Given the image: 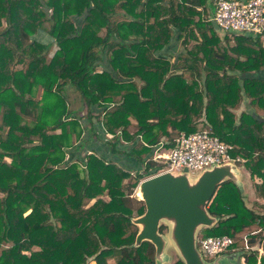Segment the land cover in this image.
Returning <instances> with one entry per match:
<instances>
[{"label": "trees", "instance_id": "1", "mask_svg": "<svg viewBox=\"0 0 264 264\" xmlns=\"http://www.w3.org/2000/svg\"><path fill=\"white\" fill-rule=\"evenodd\" d=\"M212 3L0 0V264H155L153 243L133 245L132 217L145 205L131 194L160 166L154 147H173L182 132L207 128L231 143L264 200V120L252 112L264 109V78L224 67L262 69L264 47L251 33L226 32L235 51L259 47L244 61L215 57ZM39 30L52 41L38 40ZM172 39L174 59L165 52ZM244 98L251 110L236 113ZM237 192L244 199L233 180L220 183L207 203L217 220L198 236L231 235L230 251L264 264L251 237L262 234L264 213L235 224L216 207ZM256 222L244 248L239 232Z\"/></svg>", "mask_w": 264, "mask_h": 264}, {"label": "water", "instance_id": "2", "mask_svg": "<svg viewBox=\"0 0 264 264\" xmlns=\"http://www.w3.org/2000/svg\"><path fill=\"white\" fill-rule=\"evenodd\" d=\"M187 172L186 168L183 171H164L139 181L137 196L143 200L145 210L132 217V222L138 226L133 245L143 240L153 243L155 263L168 239L174 243L185 264H240L238 256L243 254L242 251L221 253L204 261L196 244L199 230L217 220L207 210V203L220 183L231 179L238 188H242L236 164L212 165L203 169L196 178ZM161 223L167 226L165 234L159 230Z\"/></svg>", "mask_w": 264, "mask_h": 264}, {"label": "built area", "instance_id": "3", "mask_svg": "<svg viewBox=\"0 0 264 264\" xmlns=\"http://www.w3.org/2000/svg\"><path fill=\"white\" fill-rule=\"evenodd\" d=\"M211 18L225 32L251 33L264 47V0H215ZM163 144L160 141L151 154L152 159L161 163L150 175L185 168L191 172L202 171L215 164H237L245 160L232 154L231 143L211 134L207 128L180 133L173 147L165 148ZM235 242L236 238L227 234L198 236L196 240L199 251L206 256L225 253ZM240 244L250 248L246 235Z\"/></svg>", "mask_w": 264, "mask_h": 264}, {"label": "rangeland", "instance_id": "4", "mask_svg": "<svg viewBox=\"0 0 264 264\" xmlns=\"http://www.w3.org/2000/svg\"><path fill=\"white\" fill-rule=\"evenodd\" d=\"M40 31H44L45 32V30H40ZM218 31H219V33L222 35L223 34V30L222 29H218ZM37 35H38V33H37ZM35 37H36V35H35ZM49 41H52V39H51V37L49 38ZM171 41H173V39L171 40ZM177 44H178V46H179V43H178V41H177ZM54 45H52V50L54 49V47H53ZM175 49H176V46H175V44L174 43H171V45H170V47L169 48H167V50H170V51H175ZM174 59V58H173ZM246 107H249V106H247L248 104H247V100H246V98H244V101L242 102ZM242 107V106H241ZM243 110L244 108H238V111L239 110ZM198 127H201V124H199L198 125ZM134 128L132 127V130H133ZM170 129V131L171 132H173V133H175L176 132V130H174V129H172V128H169ZM164 142V141H163ZM99 146H102L103 147V145H102V143H100L99 142V144H98ZM99 146H98V148H99ZM89 147V146H88ZM88 147H87V149H88ZM82 153H83V149H80V151H75V152H73V151H71V154H72V156L73 155H77L78 157L80 156V155H82ZM104 154L106 155V157H107V152H104ZM109 156V155H108ZM113 158H115L116 160H122L123 161V159H122V157L124 158V156H121V157H118V156H112ZM243 162H245V160L243 161H240V162H238L237 164H236V166H240L241 168H242V170H243V172H246L247 173V171L245 170V168H244V165H242V163ZM140 166L137 164V163H135L133 166H132V173L133 174H135L136 173V169H138ZM239 171V170H238ZM243 172L241 173V174H243ZM188 173V175L189 176H191V177H193V178H196L200 173H201V171H193V172H191V171H188L187 172ZM143 178H145V177H143ZM143 178H141L140 180H142ZM128 179H126L125 181H127ZM247 180L248 181H246V178H245V180L244 181H246V183H245V188H239V191L241 192V193H243V195L245 196L244 197V199L242 198H240V196H239V194H238V192H237V194H238V197H237V194H236V196L235 197H232L231 198V200H232V202H226L225 200H223V198L224 197H220L219 198V202L217 203V209H220V211H222L221 213H227V214H229L230 216H231V218L232 217H238V221L237 222H235V224H238V223H241V221H242V217L244 216V217H246V218H250L251 217V215H252V210H256V211H262L263 213H264V200L262 199V198H260V197H257V190L255 189V187H254V180H253V178L249 175V173H247ZM258 180H260V178H258ZM139 183V182H138ZM137 190H138V184L135 186V188H134V190H133V192H132V194H131V196H133V197H135V198H138V196H137ZM236 191H237V189H236ZM228 192H230V191H228ZM106 197V196H105ZM255 199H257L259 202H260V204L258 203V202H255ZM234 200V201H233ZM88 201H90V200H88ZM243 207V208H242ZM248 209L249 210V212L247 213L244 209ZM247 210V211H248ZM233 220L231 219V222H232ZM161 224H163V223H161ZM138 227V226H137ZM261 228V226H260V224H258V222H256V223H253V224H251V225H246L240 232H239V235L240 236H238V237H240L241 238V236L244 234V235H247V233L248 232H250L249 233V235L251 236L252 234H253V232L254 231H256L257 229H260ZM166 229H167V226L165 225V227H164V229L161 231L163 234H165L166 233ZM259 231V230H258ZM261 231H263V232H261L262 234H260V235H256V236H251V237H253L254 239H253V242H254V244L253 245H255V247H256V249L258 250V256H260V255H263L264 254V247H263V244H264V228H263V230H261ZM260 233V232H259ZM198 236V235H197ZM240 238H238V240L240 239ZM248 238V237H247ZM241 241H242V239L241 240H239V243H241ZM198 248V247H197ZM199 250V249H198ZM234 251H242V253L243 254H241L240 256H238V261L242 264V262L244 263V264H246L245 263V259H244V253H245V250L244 249H235V250H233V251H227V252H225V253H228V254H230V253H232V252H234ZM202 256H203V260L204 261H207V260H212V259H214V258H216L218 255H209V256H206V255H203L202 254ZM177 259H181L180 258V254H179V251L177 250V248L175 247V245H174V243H172L170 240H168L167 239V241H166V246L164 247V250L161 252V253H159L158 254V256L156 257V263L155 264H173L174 262H175V260H177ZM91 262V261H90ZM219 262L220 263H223V261H220L219 260ZM258 262H259V258H258V260H257V263L256 264H258ZM110 263L111 264H115L114 263V261L112 260V259H110ZM93 264H95V263H93Z\"/></svg>", "mask_w": 264, "mask_h": 264}, {"label": "crops", "instance_id": "5", "mask_svg": "<svg viewBox=\"0 0 264 264\" xmlns=\"http://www.w3.org/2000/svg\"><path fill=\"white\" fill-rule=\"evenodd\" d=\"M212 5H214V3H215V0H212ZM214 7L212 6V9H213ZM212 17V16H211ZM219 29V28H218ZM218 29H217V36H218V39H217V41H215V42H213L212 43V47H213V50H216V56L215 57H217V58H219V59H227L228 61H230L231 59H233V58H231V56H233V57H237L240 61H244V60H246V58H247V54H248V52H249V49L248 48H253V49H258V45L257 44H248V47H246V50L244 51V50H242V51H240V52H238V51H235L234 49H233V46H234V39H233V37H226L225 36V31H222L223 32V34L221 35L220 33H219V31H218ZM208 34L209 35H211V32L210 31H208ZM36 38L38 39V40H40V41H44V42H49V38H50V35L49 34H47V33H45L44 31H40L39 30V32H38V35L36 34ZM253 38H254V40H256L257 41V39L253 36ZM171 43H174L175 44V46H176V49H175V51H170V50H167V48H169L170 47V45H171ZM218 46H219V48H218ZM180 47V46H179ZM224 51V53H222ZM165 52L166 53H168V54H170V55H172V59L173 58H175V55H177L178 54V52H179V48H178V46H177V43H176V41H175V39H173V41H170V43L166 46V48H165ZM221 53L222 54H224V56H222L221 55ZM211 54L213 55V52L211 51ZM226 54V55H225ZM221 55V56H220ZM228 57H230L231 59H229ZM235 67H233V69H230L229 68V65H228V63H225L224 64V67H226L227 68V70H230L231 72H234V73H236V74H238V75H240V77L241 78H243V77H250V76H256V77H259V78H264V68H262V69H259V70H251V71H247V72H245V71H240L239 70V68H236L237 66L236 65H234ZM239 67V66H238ZM220 72H221V70H220ZM242 106V107H241ZM248 106V105H247ZM238 108H244V109H247V110H251L249 107H246L243 103H241L236 109H235V112L237 113V112H239L238 111ZM243 109V110H244ZM253 112V114L257 117V118H259V119H261V120H264V109H259V110H257V111H252ZM237 168H238V170H239V175H238V178H239V181L241 182V184H242V188H245V183H246V181H248L247 180V173L246 172H243V170H242V168L240 167V166H237ZM243 172V174H241ZM245 178H246V181H244L245 180ZM245 182V183H244ZM258 203L260 204V202L258 201ZM243 208V207H242ZM247 213L249 212V210L248 209H244ZM248 210V211H247ZM233 221H232V223H235V222H237L238 221V217H232L231 218ZM94 260H91V262H90V264H93L92 262H93ZM95 262V261H94ZM242 264H244L243 262H242Z\"/></svg>", "mask_w": 264, "mask_h": 264}]
</instances>
